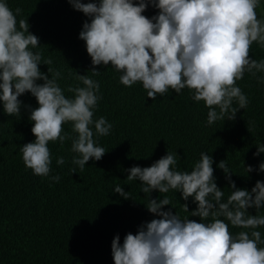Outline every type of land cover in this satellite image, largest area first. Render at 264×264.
<instances>
[{
  "label": "clouds",
  "instance_id": "clouds-1",
  "mask_svg": "<svg viewBox=\"0 0 264 264\" xmlns=\"http://www.w3.org/2000/svg\"><path fill=\"white\" fill-rule=\"evenodd\" d=\"M74 10L88 19L79 39L85 42L91 58L92 76L96 66H111L121 73L119 83L131 88L140 83L153 101L169 91L191 93L190 99L208 109L206 126L234 121L249 104L237 81L250 74L264 84V59L251 58L255 43L264 49V19L256 9L261 0H67ZM151 6L156 14L143 13ZM6 0H0V103L10 117L21 116L25 107L32 122L35 139L20 148L26 169L35 176L49 177V142L63 145L71 141L72 164L82 172L90 161H99L107 150L99 146L100 137L111 134L113 124L105 117L94 119L102 99L99 81L77 74L80 84L69 86L66 97L59 86V70L49 65L41 51L39 38L29 31L27 19H19ZM47 65V73L40 65ZM260 74V75H258ZM42 81V83H38ZM30 93L37 102L32 108L19 98ZM235 105V106H234ZM70 126V132L64 126ZM249 132L251 131L248 129ZM254 157L264 153V143L256 144ZM177 152L167 154L151 166L126 169V181H138L147 194L146 210L154 218L142 222L135 234H119L111 243L114 264H264V239L258 228L264 227V181L257 180L251 190L238 188L228 161L217 167L224 173L231 191L225 199L214 176L213 157L202 151L191 171H178ZM57 165L65 160L58 157ZM246 174L264 173L258 167L245 166ZM76 173L77 168L70 169ZM50 179L59 182L60 176ZM113 191L125 200L133 199L117 184ZM156 191L163 198H151ZM179 192L185 202L192 199L196 208L183 210L199 222L181 217L168 197ZM134 200V199H133ZM165 206H171L165 210ZM255 209V215L249 213ZM223 218V219H222ZM227 221V223L225 222ZM229 224L241 229L231 232Z\"/></svg>",
  "mask_w": 264,
  "mask_h": 264
},
{
  "label": "trees",
  "instance_id": "trees-1",
  "mask_svg": "<svg viewBox=\"0 0 264 264\" xmlns=\"http://www.w3.org/2000/svg\"><path fill=\"white\" fill-rule=\"evenodd\" d=\"M6 3L13 12L18 7L23 9L17 20L27 19L29 31L41 44L37 51L52 60L49 67L61 72L58 83L66 97L73 96L67 92L69 86H83L77 74L99 81L98 95L102 99L94 119L105 117L113 129L98 140L99 146L107 150L105 155L99 161L90 160L82 172L72 164L76 154L70 151V140L63 145L49 142L51 172L42 178L26 169L20 153L24 144L35 139L28 110L22 107L20 118L10 117L0 103V264H114V236L119 234L122 244L127 233L135 234L142 222L154 218L144 206L147 194L141 192L138 181H126L125 170L151 166L167 150L176 151L180 157L178 171H191L202 151L210 154L216 183L224 189L225 199L231 190L217 167L221 160L227 159L238 188L250 191L257 180L264 181V173L246 174L245 170V166L256 168L264 162V153L253 156L256 144L264 143V84L257 83L250 74L237 81L249 99L248 107L239 110L234 121L206 126L208 109L203 102L192 101L188 89L180 94L170 90L153 101L147 98L140 83L131 88L120 84L121 73L111 66H96L100 74L92 76L91 58L85 42L79 39L88 18L67 0ZM256 11L258 18L264 19V0ZM143 14L151 18L156 10L149 6ZM250 55L256 60L264 59V49L254 43ZM39 67L47 73V65ZM19 99L24 105L37 106L30 93ZM64 128L71 130L69 125ZM58 157L64 158L63 165H57ZM73 167L77 168L76 173H71ZM54 175L60 176L59 182L50 179ZM117 184L134 200H125L115 193ZM167 195L175 208L172 210L182 218L190 216L182 204L188 203L189 211L196 208L191 198L185 202L179 192L170 191ZM157 197L163 198L153 191L151 198ZM169 207L165 206V210ZM249 213L255 215V209H249ZM258 214L264 215V208ZM189 219L199 222V217ZM229 229L233 233L241 230L230 224ZM257 230L264 239V227Z\"/></svg>",
  "mask_w": 264,
  "mask_h": 264
}]
</instances>
